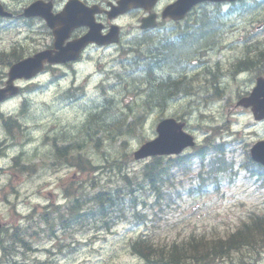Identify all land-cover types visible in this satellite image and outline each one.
Returning a JSON list of instances; mask_svg holds the SVG:
<instances>
[{
  "label": "rangeland",
  "instance_id": "obj_1",
  "mask_svg": "<svg viewBox=\"0 0 264 264\" xmlns=\"http://www.w3.org/2000/svg\"><path fill=\"white\" fill-rule=\"evenodd\" d=\"M2 1L14 16L13 21L0 25V84L6 79V60L13 55L12 51L9 54L4 51L15 47L16 53L24 57L51 41L44 23L22 20L20 13L26 6L22 0ZM139 15L130 13L118 20L123 33L120 44L92 46L72 67L48 66L31 82L20 81L23 92L0 105L5 115H12L19 124L12 129L19 133L8 143L10 146L2 150L0 143V153L5 154L0 166L9 164L20 151L24 154L22 162L34 163L31 166L36 168L32 174L14 173L18 175L15 180L8 176L12 166L2 168L0 196L6 195L7 207L14 203L16 213L27 214L32 207L40 214L52 211L55 233L50 235L43 223H35L33 229L37 234L31 235L29 244L33 248L14 245L13 257L1 258L0 264H148L129 248V241L140 228L133 229L130 220H119L122 217H116L109 227L103 226L115 212L107 218L98 215V204L92 198L99 190H110L125 201L131 196L130 190L137 188L134 192L138 209L145 210L149 217L151 211L161 209L164 213L155 222L159 229L154 241L171 240L177 230L182 235L195 231L208 237H224L248 220L250 213L264 214V182L254 181L242 169L250 146L264 140V118L255 120L249 108L236 104L248 94L264 67L257 64L240 72L234 68L241 58L261 60L264 2L249 1L243 6L202 4L192 11L191 23L184 27L188 30L186 37L195 34L197 40L173 48L167 46L172 37L163 32L169 33L171 28L144 35L138 28ZM202 21L205 23L198 32ZM192 27L194 30H190ZM83 31L80 28L74 34ZM163 36L166 43L159 45L166 44V51L183 45L184 55L177 53L173 63L156 69L159 77L151 80V84L146 75L143 78L135 71L124 74L123 66L131 64L127 59L132 60L140 52L138 49L156 52V42L153 44L149 38ZM182 74L190 78L189 91L167 97L169 100L162 106L156 105L154 87L162 79L160 76ZM52 77L58 78L51 82ZM216 90L215 100L206 97ZM174 113L183 117L180 120L185 122V129L197 142L202 143L208 133L213 134L216 142H224L226 162L232 168L212 178V188L202 193L190 191L198 186L200 164L190 169L184 166L171 169L173 175L163 185L166 198H155L141 189L146 183L142 170L148 160H134L132 153L143 141L156 135L159 119ZM116 121L120 122L118 128L113 126ZM224 122L227 128H219L217 132L213 129L222 127ZM2 124L0 118V139L9 137V141L11 136L3 132ZM59 148L64 154L61 160L70 159L67 165L56 155ZM8 185L12 191L9 194ZM167 194L172 197V204L166 205ZM75 199L82 220L62 228L58 223L59 212L65 214ZM141 199L145 202L141 203ZM45 205H52L51 210H45ZM7 207L0 197V215L5 213L2 208ZM112 209L121 208L117 205ZM11 212L10 209V217ZM211 264H264V248L254 251L246 246Z\"/></svg>",
  "mask_w": 264,
  "mask_h": 264
},
{
  "label": "trees",
  "instance_id": "obj_2",
  "mask_svg": "<svg viewBox=\"0 0 264 264\" xmlns=\"http://www.w3.org/2000/svg\"><path fill=\"white\" fill-rule=\"evenodd\" d=\"M204 23L205 21H202L199 25V28ZM195 29L196 32L197 28ZM209 30L207 28V31ZM187 31V29L184 32L181 31L176 37H173L174 35H172V38H170L167 46L169 48H173L177 44H182L186 41L189 45H191V43L197 40L196 38L198 37V35L196 37L195 34H188L186 37ZM199 31H202V28L198 29V32ZM157 40L158 39L156 38H152L151 40H149L153 44L156 42L154 44L156 48L154 49H156L157 51L153 53L139 49L140 52L138 53L136 58L134 60H129V63H131L129 67H126L125 65L123 66L124 74H130L135 71L136 74L143 78L146 75L148 78V83L151 84V80L159 77L156 74V69H160L163 64L169 65L173 63L174 58L177 57V53H182V55H184L185 51L183 50V48L185 47H183V45L178 47V50L171 49L172 51H166L167 49L164 48L166 44L159 45L160 43H166V39L159 38L158 42ZM188 40L191 41L189 42ZM260 57L261 60L253 59L250 56L246 58H241L237 61L236 67L238 68V70L245 68L247 69L254 67L258 62H264V47L262 48V51H260ZM166 75L160 76L162 79L160 81H156L158 83L154 87V91L157 89L156 105L158 106H161L162 104L166 103V101L169 100V98L167 97L172 95L175 96L178 93H187L190 89L191 81L187 75L182 74L177 75L176 77H172L171 75H168L166 77ZM150 86L149 88H153ZM213 94L214 93H212L211 96ZM105 108L107 109L106 106L104 107V109ZM135 121H137L136 117ZM119 124L120 122L116 121L113 126L118 128ZM98 127L100 128L101 125H99ZM104 129L105 128H103V130ZM108 129L113 128L109 127ZM221 147L222 144L212 143L211 138L206 137L205 144L197 145L193 149L192 154L199 159L200 164H204V162L206 163V170H202L204 173H211L212 176H214L215 170L217 171L225 169L226 163L223 157V150L221 149ZM209 152H211L212 156H208ZM183 158V156H178L177 160H182ZM154 159L155 162H153L151 165H146L144 169V181L147 180L149 185H151V187L148 189L151 190L150 193H152L156 198H160L163 192L162 183L164 179H162V177L165 172L163 171V168L158 167V158ZM245 168L248 172L251 171L252 173H254V175L256 174L264 176V167L255 165L251 161H248ZM201 176L205 178L204 175ZM138 186H141V183ZM146 186L145 184L142 185L141 189L145 190ZM136 189L130 190L131 196L125 201L123 198L120 197V195L114 194L110 190H101L96 195H94L95 200L98 201V215H105L107 218L111 213L115 212V215L112 216L110 220H106L103 223L104 227H109L110 223L113 222L116 217H128L133 219V221L136 223L145 221V219L141 217L142 212L137 210L138 199L136 197L137 193L134 192L136 191ZM117 205H120V210L112 209ZM253 219L254 218H252V222L248 224H242V226L238 228L235 232L230 233L225 237L209 238L204 235L195 236L194 234H191L189 237L184 238L181 241H173L170 245H167L161 250L159 248L154 247L153 243H147L143 247V244L137 241L133 243L132 247L134 251H138L146 259L152 258L157 260V262L165 261L168 264H187L188 262H193L195 264L212 263L217 259H221L225 256H228L235 249H241L244 246L254 247L256 245H259L260 243H264V226L263 224L260 225V222H257L259 221V219ZM17 236V233L13 234L14 239H17Z\"/></svg>",
  "mask_w": 264,
  "mask_h": 264
},
{
  "label": "water",
  "instance_id": "obj_3",
  "mask_svg": "<svg viewBox=\"0 0 264 264\" xmlns=\"http://www.w3.org/2000/svg\"><path fill=\"white\" fill-rule=\"evenodd\" d=\"M136 0H119L118 7L115 8L114 14L122 12L129 7H136ZM199 0H185L180 4L175 5L177 9L180 10L179 14H183L193 3ZM32 5L27 9V15L40 14L46 18L48 25L52 27L55 36V47L60 48V51L52 54L49 51H43L37 53L34 57L25 59L17 64L12 65L9 71V79L7 81V86L0 89V100L6 95L14 94L17 91V87L12 85V81L19 77H30L39 70L43 68L44 60L49 62H64L70 59H74L78 56V52L82 47V44L88 42L87 40H95L97 43L105 44L109 42H114L118 40V28L113 27L110 29L108 34L101 35L99 33L100 26L97 24L90 25L91 30L87 36L82 38V42L77 40L74 46L62 47V41L67 37L68 32L80 24H90L92 21L91 9H85L84 6L75 5L70 3L67 5V14L65 17L59 18V16H52L48 10L41 12L33 11ZM173 8V6H170ZM167 7V10L170 8ZM0 14H4L0 11ZM56 21V22H55ZM141 27H147L154 24L153 16L146 17L142 19ZM58 25V28L55 27ZM263 96L262 98H260ZM238 104L243 106H252L253 113L256 118H261L264 116V78H258L257 84L253 88L251 94L248 97H244L239 100ZM183 123L177 122L173 118L162 119L156 126V131L158 133L157 137L153 140L145 142L135 153V158H141L153 154H164V153H178L183 147L187 145H192V137L187 135L182 131ZM251 156L254 160L264 164V141H258L251 148Z\"/></svg>",
  "mask_w": 264,
  "mask_h": 264
},
{
  "label": "flooded vegetation",
  "instance_id": "obj_4",
  "mask_svg": "<svg viewBox=\"0 0 264 264\" xmlns=\"http://www.w3.org/2000/svg\"><path fill=\"white\" fill-rule=\"evenodd\" d=\"M18 1H21V0H18ZM33 0H22V4H26V3H30V2H32ZM43 1H49V2H51L53 5L55 4V1H58V0H43ZM62 1V5L65 3V2H69V1H71V0H61ZM73 1H77V2H79V3H82V4H84V5H93V7L94 8H96V10H105V9H107L108 7V5L109 6H111V3H115L116 2V0H73ZM159 1V3H157V5H156V11L157 12H159L160 11V8L162 7V5L163 4H165V3H167V2H169V1H171V0H158ZM0 4H3V2H2V0H0ZM4 5V4H3ZM141 12V11H140ZM143 14H145V12L143 13V12H141V15H140V17L143 15ZM97 16H104V17H106L105 16V13H97L96 14ZM5 126H6V129H8V130H12V129H15L16 127H17V125L16 124H14L12 121H10V120H7L6 122H5ZM19 129V128H18ZM27 130V129H26ZM8 139H9V137L8 138H6V139H3L2 140V144L1 145H3V148H2V150H4L5 148L7 149V146H10V144H8ZM59 150V152H58V155L59 156H61V157H64V154H63V152L61 151V149L59 148L58 149ZM0 222H2L3 224H4V222L2 221V219H0ZM12 252H10L9 254H8V257L10 256V257H13V255L11 254Z\"/></svg>",
  "mask_w": 264,
  "mask_h": 264
},
{
  "label": "bare ground",
  "instance_id": "obj_5",
  "mask_svg": "<svg viewBox=\"0 0 264 264\" xmlns=\"http://www.w3.org/2000/svg\"><path fill=\"white\" fill-rule=\"evenodd\" d=\"M194 27V26H193ZM193 27L190 29V30H193ZM164 38H166L165 36H163ZM153 38H155V37H153ZM160 38H162V37H160ZM157 39V38H156ZM159 39V38H158ZM164 104H166V103H164ZM164 104H162V105H164ZM161 105V106H162ZM101 191V190H100Z\"/></svg>",
  "mask_w": 264,
  "mask_h": 264
}]
</instances>
